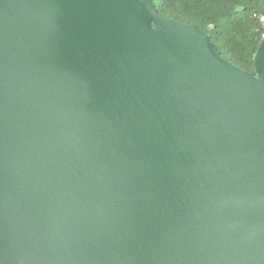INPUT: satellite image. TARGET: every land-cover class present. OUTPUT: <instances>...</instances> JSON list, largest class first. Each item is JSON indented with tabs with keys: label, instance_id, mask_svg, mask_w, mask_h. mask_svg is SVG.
<instances>
[{
	"label": "water",
	"instance_id": "water-1",
	"mask_svg": "<svg viewBox=\"0 0 264 264\" xmlns=\"http://www.w3.org/2000/svg\"><path fill=\"white\" fill-rule=\"evenodd\" d=\"M254 69L153 0H0V264H264Z\"/></svg>",
	"mask_w": 264,
	"mask_h": 264
},
{
	"label": "trees",
	"instance_id": "trees-1",
	"mask_svg": "<svg viewBox=\"0 0 264 264\" xmlns=\"http://www.w3.org/2000/svg\"><path fill=\"white\" fill-rule=\"evenodd\" d=\"M160 14L206 32L226 58L254 72L264 38V0H153Z\"/></svg>",
	"mask_w": 264,
	"mask_h": 264
},
{
	"label": "built area",
	"instance_id": "built-area-1",
	"mask_svg": "<svg viewBox=\"0 0 264 264\" xmlns=\"http://www.w3.org/2000/svg\"><path fill=\"white\" fill-rule=\"evenodd\" d=\"M262 21L264 22V16H261Z\"/></svg>",
	"mask_w": 264,
	"mask_h": 264
}]
</instances>
